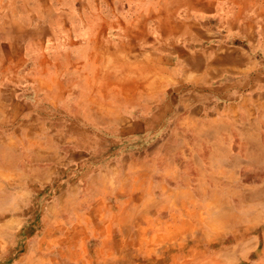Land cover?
Listing matches in <instances>:
<instances>
[{
  "label": "crops",
  "instance_id": "obj_1",
  "mask_svg": "<svg viewBox=\"0 0 264 264\" xmlns=\"http://www.w3.org/2000/svg\"><path fill=\"white\" fill-rule=\"evenodd\" d=\"M182 1L0 0V264L73 236L92 263L163 264L180 216L264 261V1Z\"/></svg>",
  "mask_w": 264,
  "mask_h": 264
},
{
  "label": "bare ground",
  "instance_id": "obj_2",
  "mask_svg": "<svg viewBox=\"0 0 264 264\" xmlns=\"http://www.w3.org/2000/svg\"><path fill=\"white\" fill-rule=\"evenodd\" d=\"M160 1V0H159ZM162 1V0H161ZM178 1V0H176ZM181 2V0H179ZM185 2V0H183ZM182 1V2H183ZM193 1V0H192ZM191 1V2H192ZM197 1V0H195ZM227 1V0H226ZM225 1V2H226ZM264 1V0H263ZM49 2V1H48ZM164 2V1H163ZM201 2V1H200ZM203 2V1H202ZM223 2V1H222ZM237 2V1H236ZM235 2V4H236ZM179 3V2H177ZM199 3V2H198ZM198 3H195L194 4V7L197 6ZM264 3V2H263ZM159 4V3H158ZM162 4V3H161ZM166 4V2H165ZM181 3H179L180 5ZM188 3H186L187 5ZM212 4V3H211ZM173 5V3H172ZM182 5V4H181ZM184 5V3H183ZM193 5V4H192ZM234 5V4H233ZM237 5H238V2H237ZM256 5V4H255ZM258 5V4H257ZM165 6V5H162V7ZM171 6V5H170ZM189 6V4L187 5ZM206 6V5H205ZM205 6H203L204 8H206ZM240 6V5H239ZM259 6V5H258ZM263 6V5H262ZM97 7V6H96ZM168 7V5H167ZM166 7V8H167ZM176 7V6H175ZM181 7V6H180ZM179 7V8H180ZM183 7V6H182ZM185 7V6H184ZM191 7V6H190ZM213 6L212 5H209L207 4V11ZM216 7V6H215ZM251 7V6H250ZM164 8V7H163ZM171 8V7H168V9ZM195 8H199V7H195ZM217 8V7H216ZM257 7H255L256 9ZM260 8V6H259ZM264 8V7H263ZM121 9V8H120ZM123 9V8H122ZM168 9H165L163 10V14H165L166 12L168 13ZM229 9V8H228ZM254 9V8H253ZM171 13V11H173V9H169ZM201 10V9H200ZM257 10V9H256ZM262 10V9H261ZM264 10V9H263ZM202 11V10H201ZM259 11V10H258ZM257 11V12H258ZM152 12V11H151ZM177 12H180L177 10ZM257 12L256 15H257ZM264 12V11H261V13ZM168 13V14H169ZM173 13V12H172ZM245 14V13H244ZM152 15V14H151ZM82 16V15H81ZM259 18V17H258ZM136 21V20H135ZM237 25V24H236ZM237 27V26H236ZM45 28V27H44ZM7 30V29H6ZM151 32V31H150ZM40 33V32H39ZM248 33V32H247ZM205 35V34H204ZM50 36V35H48ZM87 40V39H86ZM112 42V41H111ZM158 45V44H157ZM69 46V45H68ZM220 52V51H219ZM247 52V51H246ZM219 55L220 54H223L222 53H218ZM59 55V54H58ZM193 55V54H192ZM198 55V54H197ZM200 55V54H199ZM213 55V54H212ZM218 55V56H219ZM240 55V54H239ZM228 56V55H227ZM233 57V56H232ZM211 58V57H210ZM234 58V57H233ZM195 58H193L194 60ZM225 59V58H224ZM210 60V59H209ZM214 60V59H213ZM233 61V60H232ZM236 61V60H235ZM212 62V61H211ZM218 62V61H217ZM196 63V62H195ZM139 64V63H137ZM197 64V63H196ZM223 65V64H222ZM206 66V65H205ZM196 67V66H195ZM219 67V66H218ZM227 67V66H226ZM16 69V68H15ZM250 69V68H249ZM197 70V69H196ZM222 71V70H221ZM5 73V72H4ZM133 73H135V71H133ZM215 73V72H213ZM217 73V71H216ZM221 74V73H220ZM57 75V74H56ZM214 75V74H213ZM216 75V74H215ZM217 76V75H216ZM220 76V75H219ZM8 78V77H7ZM11 78V77H10ZM146 82V81H145ZM140 84V83H139ZM145 85V84H144ZM84 88V87H83ZM147 88V87H146ZM15 92V91H14ZM151 95V94H150ZM147 96V95H146ZM6 100V99H5ZM150 102V101H149ZM66 103V102H65ZM124 104V103H123ZM182 109V108H181ZM222 110V109H221ZM40 111V110H39ZM26 130V129H25ZM106 133V132H105ZM51 138V137H50ZM78 144V143H77ZM103 144V143H102ZM30 145V144H29ZM33 146V145H32ZM264 148V147H263ZM56 160V159H55ZM98 160V159H97ZM14 163V162H13ZM224 169V168H223ZM166 176V175H165ZM42 177V176H41ZM148 177V176H147ZM4 178V176H3ZM5 179V178H4ZM6 179L8 180L7 176H6ZM150 179V178H149ZM216 179V178H215ZM222 179V178H221ZM6 180V181H7ZM148 182V181H147ZM153 183V182H152ZM8 184V183H7ZM1 185V184H0ZM148 185V184H147ZM4 186V185H3ZM3 186H1L3 188ZM147 187V186H146ZM121 188V187H120ZM149 188V187H148ZM154 188V187H153ZM196 188V187H195ZM123 191L122 194L124 196H127L128 198H131V200L129 202H127V206L129 207V211H127L126 215H125V218H124V221H129V223L131 224V228L134 226V224L137 225V227L139 229H141V225H140V222L142 220H144V217H140V212L139 210L136 209V206L134 205V202H133V199H134V195H135V190H125L123 188H121ZM152 189V188H151ZM203 190V189H202ZM262 190V189H261ZM4 191V190H3ZM29 191V190H28ZM92 191V190H91ZM95 191V190H94ZM166 191V190H165ZM264 191V190H263ZM145 192H147V190H145ZM186 192V191H185ZM255 192V191H254ZM258 192V191H257ZM58 193V192H57ZM88 193V192H87ZM165 193V192H164ZM223 193V192H222ZM168 194V193H167ZM4 195V194H3ZM169 195V194H168ZM147 197V196H146ZM188 197V196H186ZM20 198V197H19ZM72 198V197H71ZM11 199V198H10ZM73 199V198H72ZM139 199H142L141 202H143L144 200V204L146 203L148 208L149 206L151 205V202L145 198V196L143 195V198H139ZM158 199V198H157ZM5 200V199H4ZM119 200V199H118ZM261 200V199H260ZM74 201V200H73ZM88 201V200H87ZM116 201V200H115ZM154 201V200H152ZM158 201V200H157ZM156 201V202H157ZM161 201V200H160ZM249 201V200H248ZM86 202V201H85ZM118 202V201H117ZM90 203V202H89ZM122 203V202H121ZM247 203V202H246ZM156 204V203H155ZM76 206V205H75ZM81 206V205H80ZM121 206V205H120ZM144 206V205H143ZM153 206H154V202H153ZM152 206V207H153ZM59 207V206H58ZM77 207V206H76ZM142 207V206H141ZM158 207V206H157ZM225 207V206H224ZM223 207V208H224ZM61 208V207H60ZM69 208V207H68ZM80 208V207H79ZM89 208V207H88ZM127 208V207H126ZM240 208V206H239ZM90 209V208H89ZM92 209V208H91ZM111 209V208H110ZM119 209V208H118ZM158 209V208H157ZM205 209V208H204ZM218 209V208H217ZM246 209V208H245ZM250 209V208H249ZM248 209V210H249ZM77 210V209H76ZM124 210L123 206L121 208V212ZM116 211V209H115ZM124 210V212H126ZM150 211V210H149ZM180 211V210H179ZM222 210L219 211L218 209V212H221ZM224 211V210H223ZM253 211V210H252ZM73 212V211H72ZM156 212V211H155ZM234 212V211H232ZM231 212V213H232ZM246 212V211H244ZM60 213V212H59ZM69 213V212H68ZM89 213V212H88ZM180 213V212H179ZM230 213V211H224L222 213L223 216H225L227 219H228V224L233 228V225L235 224V214H234V218L232 216V214ZM70 214V213H69ZM90 214V213H89ZM157 216H158V212L156 213ZM160 214V213H159ZM191 214V213H190ZM193 214V213H192ZM253 214V213H251ZM44 215V214H43ZM249 215V214H248ZM146 216H149V215H146ZM155 216V214L153 215V212L151 214V218ZM199 216L201 217V220H203V212H199ZM75 217V215H74ZM107 217V216H106ZM111 217V216H110ZM172 217V216H171ZM186 217V216H185ZM184 216H180L179 220L182 221V224H180V227L177 228L176 231H178V236H177V233H176V236L179 237L178 240H177V243H174L173 245H169L168 246V249H167V252H168V255L166 256H163V257H166L167 258V262L166 264H198L196 261L197 260H200V259H205L206 260V264H219L221 262H223V264H225V262L229 263L230 260H231V252L229 251L230 249H226L224 246H222L221 244L222 243H212V240L214 239H217V237H220L219 236H216V234H214V231H211L210 229H207L205 228V226L203 225H192V228L189 229L190 227L188 226V223L187 221L184 219L185 218ZM44 218V217H43ZM49 218V217H48ZM61 219V218H60ZM102 219V218H101ZM114 219V218H113ZM155 219V218H154ZM240 219V217H239ZM251 219V218H250ZM79 220V218H78ZM109 220V219H108ZM115 220V219H114ZM120 220V219H119ZM140 222H139V221ZM146 220H150L149 218L148 219H145ZM178 220V219H177ZM199 220V219H198ZM73 221V220H72ZM153 221V220H152ZM249 221V220H248ZM184 222V223H183ZM239 221H237L238 223ZM247 222V221H246ZM71 223V222H70ZM142 223V222H141ZM243 223V222H242ZM10 224V223H9ZM79 224V223H78ZM111 225V223H110ZM121 225V224H120ZM119 225V227H120ZM241 225V224H240ZM51 226V225H50ZM55 226V225H53ZM59 226V227H58ZM72 226V225H71ZM177 226V225H176ZM235 226V225H234ZM66 225L62 224L59 225L57 224L56 227L53 229L52 228V233H56L58 231H62V232H65V230H67L66 228ZM6 229V228H5ZM9 229V228H8ZM110 227L106 228V231L110 232ZM115 229V228H114ZM143 229V228H142ZM47 230V229H46ZM1 231V230H0ZM9 231V230H8ZM19 231V230H18ZM89 231V230H88ZM99 231V230H98ZM135 230L132 228L129 230V233L128 235L130 237H132L131 234L133 235H136L137 234V231L139 232V236H141V233L140 231L137 229L136 232H134ZM12 232V231H11ZM78 232V231H76ZM114 232V231H113ZM221 231H217V233H220ZM3 233V232H2ZM13 233V232H12ZM122 233V232H121ZM1 234V233H0ZM62 234V233H61ZM79 234V233H78ZM106 234V232H105ZM104 234V235H105ZM108 234V233H107ZM145 234V233H144ZM63 235H67L66 233ZM98 235V234H97ZM112 235V233H111ZM114 235V234H113ZM138 235V234H137ZM99 236V235H98ZM106 236V235H105ZM104 236V237H105ZM109 236V235H108ZM175 236V237H176ZM42 237V236H41ZM80 238V237H79ZM116 239V238H115ZM27 240V239H26ZM43 241V240H41ZM84 241V240H83ZM101 241V240H100ZM138 239L135 240V239H131L128 244L130 245L131 247V250L134 251L135 254H139L140 255V251H145L144 249H146V247L148 246V243H144V244H138ZM195 242L197 245L196 246H193V247H190V243L191 242ZM10 242V241H9ZM66 241H64V237L61 239L60 243H65ZM98 242V241H97ZM115 242V241H114ZM127 242V241H126ZM174 242V241H173ZM16 243V242H15ZM58 243V242H57ZM172 243V242H171ZM11 244V243H10ZM51 244V243H50ZM102 244V243H101ZM218 245V247H216V245ZM2 245V244H1ZM7 245V244H6ZM5 245V246H6ZM33 245V244H32ZM107 245V244H106ZM111 245V244H109ZM39 246V245H38ZM51 246V245H50ZM105 246V245H104ZM102 246V247H104ZM113 246V245H112ZM122 246H126V245H120L119 247H122ZM251 246V245H250ZM254 246V245H253ZM10 247V246H9ZM100 247V246H99ZM129 247V246H128ZM126 246V248H128ZM20 248V247H19ZM39 248V247H38ZM44 249V248H43ZM156 249V248H155ZM42 250V249H41ZM83 250V253L85 254V251H84V246L81 244H79L78 242V236H73L72 237V242L70 241V250L69 248L67 249H55L54 247H47L45 249V251L41 254V256H39L38 258L34 259H27L28 261L24 262V261H19V262H13V261H10L8 262L7 260H5L3 262V264H107V259H104L103 261L102 260H98V262H94L92 263L91 261H88L86 259H84V255L81 254V251ZM106 250V249H105ZM104 250V251H105ZM238 250V248H237ZM20 251V250H19ZM79 251V252H78ZM166 251V250H165ZM245 251V250H244ZM17 252V251H16ZM87 252V251H86ZM33 253V252H32ZM156 253V252H155ZM3 253H0V256H2ZM108 254V253H107ZM114 254V253H113ZM120 254V253H119ZM157 254V253H156ZM164 254V253H163ZM88 255V254H87ZM158 255V254H157ZM101 256V255H100ZM135 256V255H134ZM206 256V257H205ZM162 257V258H163ZM78 258V259H76ZM123 257H119L116 255V258L113 260V262H109L110 264H118V263H122L124 260H122ZM16 259V258H15ZM23 259V258H22ZM95 259V258H94ZM113 259V258H112ZM236 262V261H235ZM126 263V262H125ZM143 263V262H142ZM2 264V263H1ZM129 264H135L134 263V259L132 258L129 262ZM154 264V263H153ZM204 264V263H203ZM234 264V263H233ZM260 264H264V261H262Z\"/></svg>",
  "mask_w": 264,
  "mask_h": 264
},
{
  "label": "rangeland",
  "instance_id": "obj_3",
  "mask_svg": "<svg viewBox=\"0 0 264 264\" xmlns=\"http://www.w3.org/2000/svg\"><path fill=\"white\" fill-rule=\"evenodd\" d=\"M115 177H116V176H114V178H115ZM115 183H116V182L113 180V181L110 182V185H111V186H114ZM125 183H126V182L124 181L123 184L125 185ZM195 242H196V241H195ZM195 242L192 241V242H191L192 244L190 243V247L196 246V245H197V244H196L197 242H196V243H195ZM218 245H219V244H217L216 247H218ZM146 249H148V246L146 247ZM205 257H206V256H205ZM238 257H239V255H238ZM163 258H164V259H163V264H166V262H167V258H166V257H163ZM235 261H236V262H235ZM196 262H197L198 264H203V263L206 264V260H205V259H200V260H197ZM233 263H234V264H242L243 262L240 261V260H234L233 258H231V260H230L229 263H228V262H227V263L225 262V264H233ZM219 264H223V262H221V263H219Z\"/></svg>",
  "mask_w": 264,
  "mask_h": 264
}]
</instances>
